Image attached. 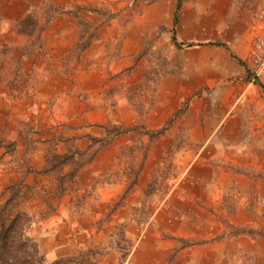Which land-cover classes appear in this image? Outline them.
<instances>
[{"label":"rangeland","instance_id":"obj_1","mask_svg":"<svg viewBox=\"0 0 264 264\" xmlns=\"http://www.w3.org/2000/svg\"><path fill=\"white\" fill-rule=\"evenodd\" d=\"M33 1L28 14L35 12L42 26L56 10L60 12L56 16L62 15L73 21L76 43L62 56L61 51L56 52V48L66 46L65 41L68 39H62L55 44L54 52L48 58L42 51V36L46 26L42 34L36 30L31 37L23 36L22 46L0 50V81L5 83L9 111L3 115L7 116L6 125L17 135L0 136V206L8 197L4 194L5 188L23 179L31 188V198L23 205V209L34 221L28 234L38 243L48 263L59 258H71L80 250L96 247L105 252L104 257L114 253L123 264L132 254L152 214L164 203L174 186L172 181L177 178L172 161L165 159L150 184L141 186V190L133 185L136 174L144 165L147 144L162 136L152 139L145 135L144 127L155 104L159 81L171 72L167 59L171 40L163 34V27H159L156 33L143 39V49L135 56L136 64L143 61L137 80L130 79L133 73L131 69L123 71L124 75L120 73L112 76L108 73L102 78L99 89L94 88V91L83 86L80 74L77 75L81 56L77 58L72 51L80 42L81 34L85 41L93 35L97 36L90 47L101 39L100 30L106 29L114 19L116 24L113 31L110 30L105 38L113 39L108 57H116L124 42L135 46L144 31L154 25L148 19L151 14L147 13L151 0L106 1L85 6V9L81 6L66 7L65 0H56V5L52 0ZM27 55H33V58L23 61ZM48 78L55 83V87L42 88L41 84ZM125 78L127 81L122 82ZM121 98H127L131 111L137 114V130L131 135H120L123 137L121 142H113L110 146L94 144L91 139L109 140L103 127L116 124L92 123L88 114L104 109L109 115H114L121 109ZM183 107L181 114L185 112L186 104ZM40 116L42 123L37 121ZM175 117L178 118L179 114L166 123L164 134L170 127H177ZM117 126L127 130L122 125ZM167 138L174 139L172 145L176 147L184 145L182 133ZM90 146L91 150L83 159H89L93 154L95 157L78 172L74 180L68 175L73 171L71 166L51 167L56 155L67 154L69 149L86 152ZM98 155L100 158L95 162ZM76 159H80V156L77 155ZM30 169L34 172L30 173ZM46 170L52 172L37 174ZM247 172L250 178L261 184L252 182L237 185L218 206L222 230L207 241L217 245L218 264H264V257L258 261L255 252L259 245L260 252L261 248L264 250V244L261 245V241H264V173ZM61 178L67 187L63 195H59L57 190V179ZM120 182L125 186L124 194L112 202L102 203L97 195V187H111ZM137 191L140 194L132 197V222L136 229L129 237L126 233L128 224L122 222L112 225V216L124 205V200L132 195L130 193L136 194ZM65 196H71V201L75 203L71 205L68 200V206L74 211L69 216H75L83 230L75 232L57 220L65 216L58 212ZM184 202L182 199L172 200L167 213L168 221L164 223L167 231H152L147 242L141 243L139 253L137 250L134 254L136 264H149L157 260L164 264H176L180 251L203 244L193 238L178 237L177 232L170 230L171 218L182 216L184 210L186 213L190 211ZM241 209L245 212L242 213ZM95 235H98L96 242ZM66 236L70 237L66 239ZM194 255L187 251L177 264L192 263L197 259Z\"/></svg>","mask_w":264,"mask_h":264},{"label":"crops","instance_id":"obj_2","mask_svg":"<svg viewBox=\"0 0 264 264\" xmlns=\"http://www.w3.org/2000/svg\"><path fill=\"white\" fill-rule=\"evenodd\" d=\"M28 1L0 0V50L22 46L24 37L16 32V25L28 14L34 2ZM55 1L52 0L56 5ZM106 1L114 0H65L64 6L85 7ZM151 2L147 13L151 14L148 19L154 25L144 31L135 46L124 42L116 57H108L113 39L106 40L105 36L116 24L112 19L106 29L100 30L101 39L81 55L80 72H77L84 83L82 85L94 91V88L99 89L102 78L108 73L115 76L131 69L130 79L137 80L143 61L136 64L135 56L143 49V39L163 27V34L171 40L167 50L171 72L159 81L155 104L144 129L160 130L166 127L170 118L179 114L178 118L175 117L177 127H170L160 139L147 144L136 188L141 190V186L150 184L165 159L172 161L177 178L172 181L174 186L164 203L152 214L132 254L123 264H136L134 254L137 250L139 253L141 243L147 242L152 231H167L164 223L168 221L167 213L174 199L185 201L184 206L190 211L186 213L184 210V215L171 218L170 230L177 232L178 237L203 242L180 251L176 264L187 251L193 252L197 258L188 264H218L217 245L207 243L222 230L218 206L237 185L261 184L250 178L247 171L264 173V78L259 79L260 83L256 82L248 58L254 37L260 32L258 16L264 11V0H183L177 24H174V19L178 0ZM42 37V51L48 58H51L56 43L68 39L64 48H56V52L61 51L62 56L65 55L76 43L73 21L62 15L54 17ZM31 58L33 55L24 56L23 61ZM85 67L86 70H82ZM123 81H127L126 78ZM51 82L48 78L41 84L42 88L55 87ZM4 85L0 81V136L7 134L13 137L15 132L6 125L7 116L3 115L9 113ZM185 104V112L181 114ZM119 105L122 110L119 108L114 115L102 109L89 113L88 118L92 123L105 125L112 122L127 129L137 127L138 117L131 111L128 99H119ZM41 120L40 116L37 121L42 123ZM181 133L184 145H172L174 139L167 136L175 137ZM122 136L113 142H121ZM99 158L100 155L95 162ZM124 191L125 186L121 182L111 187H97L102 203L116 200ZM130 194L124 205L114 212L111 223L128 224L126 233L129 237L136 229L132 222V197L140 192ZM70 197L65 196L58 211L65 216L57 220L77 232L83 229L75 216H69L74 211L68 206V200L71 205L75 204ZM241 211L245 212L244 209ZM261 243L263 245L264 241ZM258 247L255 252L259 261L264 257V250L261 248L260 252L261 246ZM101 258H98V264H121L114 253ZM149 264L164 263L157 260Z\"/></svg>","mask_w":264,"mask_h":264},{"label":"trees","instance_id":"obj_3","mask_svg":"<svg viewBox=\"0 0 264 264\" xmlns=\"http://www.w3.org/2000/svg\"><path fill=\"white\" fill-rule=\"evenodd\" d=\"M181 7L182 0H178L174 24L178 23ZM82 9H85V7ZM59 13L60 12L58 10L54 11V14L47 19L45 26H42L36 13L32 12L25 16L24 19L16 25V32L21 36L27 37L33 36L32 34L36 32V30L39 34H42L46 26H48L53 18ZM95 39H97V36L93 35L85 41L84 35L81 34L80 42L75 46L72 52H75L77 58L80 57L81 54L89 48L90 43ZM240 63L244 64L241 61ZM248 75H250L249 72ZM256 82L260 83L259 80H256ZM103 129L106 131L107 136H109V140L91 139L94 144L99 143L102 147L110 146L113 143V140L120 135L137 130L136 127L126 130L117 125H108L103 127ZM164 132L165 127L157 131L145 130V135H148L152 139H156L163 135ZM90 150L91 146L86 152L69 149L67 154L56 155L54 157L55 163L54 165L52 164L51 167L55 169L58 167L62 168L63 166H71L73 171L71 170L72 172L70 171L68 175L71 180H74L78 172L94 159V154L92 157L89 156V159H83ZM145 153H147V149ZM77 155L80 156V159H76ZM29 172L32 173L34 171L30 169ZM51 172V170H46L39 171L37 174H50ZM140 172L141 169L139 173L136 174L133 185L137 184V176ZM57 180V190L59 195H63L67 190L66 182L62 178ZM30 191L31 188L23 179L12 182L4 190V194L8 197L4 204L0 206V264H98V258L104 257L105 252L96 247H88L84 250H80L71 258H59L51 263L47 262L46 257L40 251L38 243L28 234V230L34 221L29 213L23 209V205L30 200ZM122 227L124 229L126 228V226Z\"/></svg>","mask_w":264,"mask_h":264},{"label":"built area","instance_id":"obj_4","mask_svg":"<svg viewBox=\"0 0 264 264\" xmlns=\"http://www.w3.org/2000/svg\"><path fill=\"white\" fill-rule=\"evenodd\" d=\"M258 19L260 32L254 37L248 57L256 80L264 78V13L259 15Z\"/></svg>","mask_w":264,"mask_h":264}]
</instances>
